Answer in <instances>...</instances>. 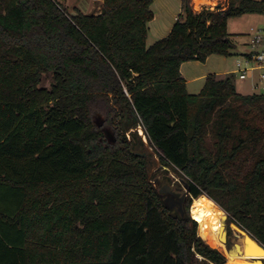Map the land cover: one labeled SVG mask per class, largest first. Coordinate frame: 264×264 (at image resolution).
<instances>
[{
  "label": "trees",
  "instance_id": "1",
  "mask_svg": "<svg viewBox=\"0 0 264 264\" xmlns=\"http://www.w3.org/2000/svg\"><path fill=\"white\" fill-rule=\"evenodd\" d=\"M62 1L0 0V264H225L189 216L200 195L264 246V94L208 75L189 95L179 71L230 56L227 21L264 15V2L194 12L182 0L169 34L147 46L153 0L73 15ZM136 126L184 180V217L149 181L126 137Z\"/></svg>",
  "mask_w": 264,
  "mask_h": 264
},
{
  "label": "crops",
  "instance_id": "2",
  "mask_svg": "<svg viewBox=\"0 0 264 264\" xmlns=\"http://www.w3.org/2000/svg\"><path fill=\"white\" fill-rule=\"evenodd\" d=\"M263 1L264 0H254ZM191 9L194 12H200L202 9L225 10L228 6L229 0H198L196 5L195 0H189ZM102 3V1H101ZM182 0H153L152 11L154 14L153 19L148 23V36L146 39V45L149 46L156 40L166 37L171 31L174 23L177 20L178 15L181 13ZM99 10L101 9L98 8ZM257 14H245L237 18H231L227 21V31L232 35V42L234 49L230 56L224 57L220 55H210L206 58L204 63L199 61L184 62L180 65L179 71L185 81L186 92L189 95H197L203 88L205 79L208 75H232L234 81V87L240 95H253L256 94L255 90L258 85L264 80V62L262 67H256L246 74V78L239 79V73H237L236 61L250 60L252 54L250 49L251 29H254L250 25L245 30H238V23L234 22V19L239 20H251V17H255ZM264 21V15H259ZM239 22V21H238ZM264 45V44H263ZM260 47V51L264 53V46ZM229 58H236L234 61L235 68L231 69V65L228 63ZM250 64H254L250 61ZM258 72V74H256ZM236 76L240 80L239 89L236 82ZM258 79V80H257ZM248 82L246 86L243 84ZM244 86V87H243Z\"/></svg>",
  "mask_w": 264,
  "mask_h": 264
},
{
  "label": "rangeland",
  "instance_id": "3",
  "mask_svg": "<svg viewBox=\"0 0 264 264\" xmlns=\"http://www.w3.org/2000/svg\"><path fill=\"white\" fill-rule=\"evenodd\" d=\"M101 1H103V0H64V1H62V5L66 9V11L72 15L75 14L76 11H80L83 14H95L99 11L98 8H100L102 5ZM189 6H190V2H189ZM259 15L260 14H257V16L251 17L250 18L251 20L234 19V22L238 23L237 28H238V30H242V31L253 24L252 26L254 27V29H261L262 30L261 35L264 36V21L262 20V18ZM262 42H263L262 43V45H263L264 40ZM235 59L236 58H234V59L229 58L228 63L231 65V69L235 68V66H234ZM250 65L253 66L254 64H250ZM256 74H258V72H256ZM236 82H237V86L239 89L240 80L238 79L237 76H236ZM50 83H51V76L47 74V75H44V77L42 78L40 86L49 87ZM247 84H248V82H245L243 85L246 86ZM255 93L256 94H264V80L261 82V84L258 85L257 89L255 90ZM102 119L103 118L100 119L99 117L94 118L96 124H99V123L101 124ZM102 130L107 135L108 140L111 141L109 139V136L111 135L112 131L108 127H104ZM134 132L137 133V137L133 136V138H132V135H134L133 134ZM140 133H143V135H144L143 129L140 126H136V127L131 128L129 131L126 132V137L131 139V140L133 139L132 140L133 149L137 153H140L147 158L149 181L153 183L155 180H158L160 182V185L157 187V190L162 185H167L174 192H178L180 194L186 193V191H185L186 185L184 183V180L181 179L180 177H178L170 168L161 165L157 153L155 152V150L151 146H149V144L147 142V138L145 137V135L143 138V136H141ZM187 201H188V196L184 202V206H185ZM189 208H191V205ZM189 216L192 219L190 213H189ZM231 224H233V223H231ZM197 235L199 236L198 224H197ZM227 236H228V239H230V241L227 243V245H224L226 250L233 249L236 244L240 245L241 242L245 240V237H237L236 235H234L231 226H229ZM213 249H215V248H213ZM216 250L219 251L226 258L225 253L221 252L219 249H216ZM195 259H196V261L193 264H202V261H201L202 258L201 257L196 256ZM261 261H262V264H264V260H261Z\"/></svg>",
  "mask_w": 264,
  "mask_h": 264
},
{
  "label": "water",
  "instance_id": "4",
  "mask_svg": "<svg viewBox=\"0 0 264 264\" xmlns=\"http://www.w3.org/2000/svg\"><path fill=\"white\" fill-rule=\"evenodd\" d=\"M153 187L157 189L160 185L158 180H155L153 183ZM158 194L162 200V204L165 208L169 210H175L181 217H184L186 214L184 202L188 196V188H186V193L180 194L178 192H174L169 186L162 185L158 190ZM193 200V199H192ZM220 218V229L218 234V240L224 245L230 241L228 239V229L229 226L232 225L229 222L228 215L224 212ZM190 213V208H189ZM236 226V225H235ZM237 227V226H236ZM245 234V246L242 248L240 245L236 244L233 249L227 250V253L230 257L239 258L243 262H253L262 264L263 259H259V257L264 256V246L257 241H255L249 234L242 231ZM208 245V244H207ZM212 248V247H211ZM211 264V263H209Z\"/></svg>",
  "mask_w": 264,
  "mask_h": 264
},
{
  "label": "bare ground",
  "instance_id": "5",
  "mask_svg": "<svg viewBox=\"0 0 264 264\" xmlns=\"http://www.w3.org/2000/svg\"><path fill=\"white\" fill-rule=\"evenodd\" d=\"M196 5L199 3L195 0ZM144 136L143 133H140ZM190 215L193 220L198 224L199 236L210 247L219 249L226 254L225 264H259L253 262H243L239 258L230 257L227 254V250L221 242L218 240V234L220 229V218L223 215L222 209L218 207L211 199L204 195H200L197 198H193L190 208ZM241 247L244 248L245 241L241 242ZM264 260V256L259 257Z\"/></svg>",
  "mask_w": 264,
  "mask_h": 264
},
{
  "label": "built area",
  "instance_id": "6",
  "mask_svg": "<svg viewBox=\"0 0 264 264\" xmlns=\"http://www.w3.org/2000/svg\"><path fill=\"white\" fill-rule=\"evenodd\" d=\"M261 31V29H251V40L249 45L252 54L250 56V60L245 59L244 61H236V71L239 73V79L246 78V74L253 70L255 68L254 66L260 67L264 62V53L259 50V47L262 45V41L264 40V36L261 35ZM250 61L254 63L253 66L250 65Z\"/></svg>",
  "mask_w": 264,
  "mask_h": 264
}]
</instances>
